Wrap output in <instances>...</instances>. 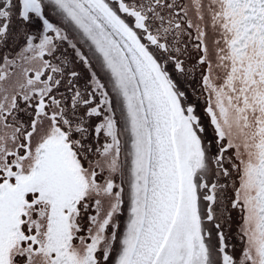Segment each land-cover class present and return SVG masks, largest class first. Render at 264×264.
Listing matches in <instances>:
<instances>
[{
  "label": "snow or ice",
  "instance_id": "snow-or-ice-1",
  "mask_svg": "<svg viewBox=\"0 0 264 264\" xmlns=\"http://www.w3.org/2000/svg\"><path fill=\"white\" fill-rule=\"evenodd\" d=\"M0 264H264V0H0Z\"/></svg>",
  "mask_w": 264,
  "mask_h": 264
}]
</instances>
